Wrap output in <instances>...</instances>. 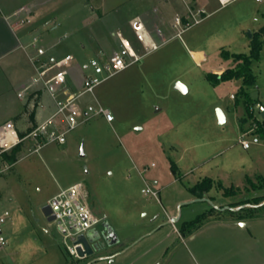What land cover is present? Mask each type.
<instances>
[{
  "label": "rangeland",
  "instance_id": "374dc122",
  "mask_svg": "<svg viewBox=\"0 0 264 264\" xmlns=\"http://www.w3.org/2000/svg\"><path fill=\"white\" fill-rule=\"evenodd\" d=\"M162 1L65 0L61 11L49 12L50 19L66 16L67 27L77 29L70 36L51 37L49 28L39 36L47 57L75 56L70 76L77 87L81 68L99 50L119 47L118 26L134 41L129 22L136 15L164 44L85 96L86 103L109 107L113 122L96 116L70 131L66 143L39 147L55 130L51 127L38 139L22 142L15 163L0 160L8 166L0 174V217L9 213L0 224L6 237L0 264H264V201L246 203L240 212L229 210L230 204L264 197V135L257 132L258 123L241 122L246 110L237 95L243 79L214 84L208 77L226 69L234 73L239 61L232 54L249 53L255 37L264 40V0H236L221 8L218 0H205L211 14L181 37L171 26L173 34H157L166 17L159 10ZM29 2L0 0L4 8ZM53 3L46 8L53 10ZM172 4L174 13H184L180 1ZM174 13L169 15L173 22ZM252 69L259 86L253 93L264 101V44ZM178 82L188 93L176 89ZM255 95L250 110L262 121L257 105L264 102ZM217 104L232 110L234 121L229 116L220 125ZM249 130L246 138L258 136L260 142L245 149L240 138ZM207 176L238 187L237 195L225 196L215 187L200 199L188 191L187 186ZM247 177L261 187L254 188ZM75 183L86 186L91 206L108 216L119 238L113 243L109 228L98 225L82 260L66 251L48 202L60 188ZM147 185L158 190L159 199L142 192ZM203 213L206 218L197 225L183 227ZM174 217L179 219L173 222Z\"/></svg>",
  "mask_w": 264,
  "mask_h": 264
},
{
  "label": "built area",
  "instance_id": "2783aa9c",
  "mask_svg": "<svg viewBox=\"0 0 264 264\" xmlns=\"http://www.w3.org/2000/svg\"><path fill=\"white\" fill-rule=\"evenodd\" d=\"M236 0H218L221 7L235 2ZM261 2L263 0H256ZM186 11L174 17L173 27L178 31L174 36L181 35L194 25L201 23L211 13L205 7L198 4V0H182ZM25 11L26 8L21 9ZM22 23H29L31 19L24 18ZM130 27L134 36V41L122 32H116L119 47L110 52L99 50L88 65L83 67L81 84L74 85L70 79V63L74 59L73 55H65L59 59L54 56L47 57V48L41 44L38 35L33 36L29 42V47L34 49L32 62L35 65L36 73L26 90H30L29 98L33 106L41 105V94L48 92L56 105L55 111L44 121H31L25 136L19 138L13 121H7L0 130V160L5 151H10L20 142L28 139H38L48 132L51 127H55L47 140L39 147L52 142L59 144L66 143V135L96 116H103L108 122L115 120L112 110L101 104L86 103L85 96L94 95L96 88L110 77L122 72L128 67L138 62L144 55L159 49L164 43L160 42L147 23L139 16L130 21ZM115 34V33H114ZM157 34L163 35V31L158 28ZM143 49L141 53L137 47ZM90 69V71H87ZM23 97V92L19 93ZM235 98V95H231ZM251 131L243 133L240 143L243 148L249 149L252 144L259 143V137L254 136L252 140L246 138ZM38 147V148H39ZM154 165V164H153ZM8 169L7 165L0 164V174ZM146 195L158 198V190L150 186L142 189ZM49 206L54 215V222L63 236L66 251L75 258L82 260L89 254L90 239L96 237V227L106 226L108 216L98 214L89 202V192L83 183H75L60 190L49 199ZM8 212L0 217V224L6 221ZM70 240H72L70 242ZM6 244V237L0 226V247Z\"/></svg>",
  "mask_w": 264,
  "mask_h": 264
},
{
  "label": "crops",
  "instance_id": "0c3cea01",
  "mask_svg": "<svg viewBox=\"0 0 264 264\" xmlns=\"http://www.w3.org/2000/svg\"><path fill=\"white\" fill-rule=\"evenodd\" d=\"M29 1L31 2L27 4H17L12 6L6 5V8H4L3 5L0 4V130L7 121H13L19 138H21V133L26 134V131L31 121L42 122L47 119L56 109V105L48 92H43L41 94V105L36 104L35 106H33V103L30 102V90H26V87L30 85L32 78L36 73V68L31 58L34 53V49L29 47V42L31 38L36 35L40 36V32L45 33L47 32V30H49V28L50 31L46 34L50 35L51 37H56L58 35H61L62 37L64 36V34L62 35V33L64 32L69 33L70 36L77 30L76 27V30L74 29V26L67 27L68 25L66 23V16L62 17V20H59L57 18V14L56 19L54 20L50 19V16H48L49 12L52 13L61 11L64 5L61 1L65 0ZM53 1L56 2L53 3L55 4L53 10H51L52 8L50 10L47 9L46 7H48L49 4ZM173 1H180L181 6H183V12L186 11L182 0H163L162 2H160L162 4V9L159 10L162 11V13H164L166 17L163 21V26H161L160 24L158 25L157 29L160 28L162 31L166 30L168 34H173L169 32L168 29L170 26L171 28H173V20L170 21L169 19V15L171 13H174V6L172 4ZM204 3L205 0H198V4L203 7H205ZM23 7L26 8L25 11L21 10ZM54 9L56 10L54 11ZM174 14L176 15L177 11ZM136 16L141 17L149 26V22H147L146 19L142 17V15ZM25 17H29L31 19L30 24L21 22L22 19H24ZM51 22L55 25H51ZM116 30L118 32H121L123 29L122 27L118 26ZM125 35L127 36V34ZM81 46L85 47V44H81ZM68 55L73 54L69 53ZM74 61L75 56L70 63V67L72 68ZM81 73H83V67L81 68L80 74ZM70 79L72 80L74 85H76L74 79L71 76ZM256 87L258 90L259 86ZM255 90H253V88L251 89V94L253 96L255 95L253 93ZM20 92H23V97L19 96ZM255 96L259 99V101L264 102L262 98L259 97V95ZM216 107L219 108L218 104ZM222 109L227 117L225 125L229 121V116L230 120L234 121V118L231 113L232 110L228 111L224 108ZM33 111L35 116L34 120H31L30 112ZM22 142H20V144ZM0 146L2 145L0 144ZM45 233H48L47 229H45Z\"/></svg>",
  "mask_w": 264,
  "mask_h": 264
},
{
  "label": "trees",
  "instance_id": "16d2710c",
  "mask_svg": "<svg viewBox=\"0 0 264 264\" xmlns=\"http://www.w3.org/2000/svg\"><path fill=\"white\" fill-rule=\"evenodd\" d=\"M264 33V28H263ZM264 40L260 37H255L251 40V50L249 53H234L232 54V57L234 60L239 61V64L237 65L236 71L233 73L231 69H226V71L222 75H216L214 73H211L208 75L209 79L214 83H218L220 81L228 80L233 77H242L244 81V87H242L239 95H237V99L242 102L243 107L246 110V117L241 121L242 123L246 122L247 120H251L254 123H258L259 129L257 130L258 133L264 135V119L262 121H259L253 114V112L250 110L252 107L254 101L251 97L250 88H253L257 85V78L256 75L253 72L252 65L255 61L259 60L261 57V52L263 48ZM227 57L229 55L227 54ZM34 111L30 112V119L34 120ZM21 137L25 136V133L20 134ZM21 150V144H17L14 146L11 151H5L2 154V159L5 162H9L10 164L15 163L18 161V152ZM179 179H181L179 177ZM247 180L254 188H260L262 184L257 185L250 177H247ZM261 183V180L259 181ZM264 186V185H262ZM217 188L219 190H223V194L225 196H235L238 192V187L230 186L226 187L221 180L215 179L212 177H204L202 179H199L196 181L193 185L187 186V189L190 193H192L194 196L202 199L206 196H208L209 192L213 188ZM264 201V197L261 195L253 196L245 201L240 202V204H233L231 207L238 208L237 210L229 209L231 212H240L243 209V205L246 203L250 204H260ZM207 213H203L202 215L198 216L195 220L187 222L183 225L184 228L186 226L193 227L198 224L203 218H206ZM239 220H241L239 218Z\"/></svg>",
  "mask_w": 264,
  "mask_h": 264
},
{
  "label": "water",
  "instance_id": "95a60500",
  "mask_svg": "<svg viewBox=\"0 0 264 264\" xmlns=\"http://www.w3.org/2000/svg\"><path fill=\"white\" fill-rule=\"evenodd\" d=\"M176 89H178L181 93H184V94L188 93V87L184 83H182V82H178L177 83ZM257 109H258L259 113L261 114L262 118L264 119V105H262V104L259 103L257 105ZM217 117H218L219 124L222 125V126L225 125V123L227 121V117H226V114L223 111V109L220 108V107L217 108ZM82 155H85L83 151H82ZM221 209H224V208H221ZM227 209H229V207H227ZM230 209L237 210L238 208L232 207ZM178 219H179V217H174L172 219V221L175 222ZM106 227L109 228L108 239L111 240L113 243L118 242L119 241V238L116 236L115 233H113L111 231V227L108 226V224L106 225Z\"/></svg>",
  "mask_w": 264,
  "mask_h": 264
}]
</instances>
